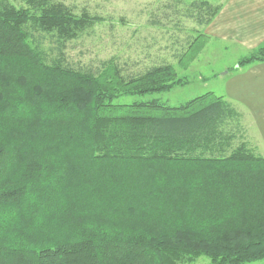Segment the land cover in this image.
Instances as JSON below:
<instances>
[{"label": "trees", "instance_id": "1", "mask_svg": "<svg viewBox=\"0 0 264 264\" xmlns=\"http://www.w3.org/2000/svg\"><path fill=\"white\" fill-rule=\"evenodd\" d=\"M21 1L0 0V264L263 261L264 157L235 142L229 102L115 104L184 82L171 64L124 76L48 58L33 31L61 54L100 17ZM198 7L206 24L219 4ZM254 61L264 44L238 65Z\"/></svg>", "mask_w": 264, "mask_h": 264}, {"label": "rangeland", "instance_id": "2", "mask_svg": "<svg viewBox=\"0 0 264 264\" xmlns=\"http://www.w3.org/2000/svg\"><path fill=\"white\" fill-rule=\"evenodd\" d=\"M10 1L16 6L23 5L21 0ZM55 1L62 2L75 14L85 11L100 19L67 41L61 54L56 37L33 31V39L45 49L48 58L62 56L68 66L94 73L110 61L124 76H134L154 65L171 64L175 78L184 82L143 96H119L115 104L157 98L177 106L213 92L239 107L248 131H254L252 119H260L264 112V63L254 61L237 66L241 57L251 54L252 46L241 45L235 37L209 33L206 10L198 7V2L204 1L221 4L225 10L227 0ZM218 19L215 16L214 22ZM238 111L233 124L239 127ZM255 153L264 157V152ZM187 264L211 263L202 255Z\"/></svg>", "mask_w": 264, "mask_h": 264}, {"label": "crops", "instance_id": "3", "mask_svg": "<svg viewBox=\"0 0 264 264\" xmlns=\"http://www.w3.org/2000/svg\"><path fill=\"white\" fill-rule=\"evenodd\" d=\"M225 4L226 9L223 10L225 6L222 7V5L219 4L217 13L205 24L208 26V32L223 38H228L229 36L235 37L241 45L246 43L252 46L251 48L253 49L251 52L263 45L264 0H227ZM215 16H219V19L214 22ZM257 62L264 63V61ZM237 66H241L238 65V61ZM223 98L238 111L239 107H236V105L231 103L227 98ZM238 112L240 123L235 142H245L247 147L253 152H264V112H262L263 115L261 114L260 119H252L254 131L252 129L248 131L246 122L242 119V112ZM248 264H264V260Z\"/></svg>", "mask_w": 264, "mask_h": 264}]
</instances>
